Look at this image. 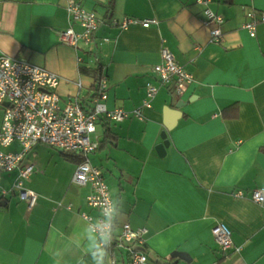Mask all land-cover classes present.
Here are the masks:
<instances>
[{
	"label": "crops",
	"instance_id": "0c3cea01",
	"mask_svg": "<svg viewBox=\"0 0 264 264\" xmlns=\"http://www.w3.org/2000/svg\"><path fill=\"white\" fill-rule=\"evenodd\" d=\"M108 1L79 0L99 18L87 51L59 41L71 25L67 0H0V55L56 73L58 93L85 103L96 82L80 67L101 65L106 106L141 109L140 118L99 121L89 159L104 168L117 225L146 230L150 264H264V203L250 198L264 186V23L255 36L242 28L246 10H264V0H212L224 18L220 43L196 0ZM125 17L157 23L113 25ZM163 47L193 76L180 98L152 70ZM147 83L159 87L150 107L142 105ZM65 153L39 144L25 158L35 167L23 183L36 194L31 205L13 188L17 170L0 172V264H92L81 216L96 214L90 186L72 183L81 156ZM219 222L232 230L227 254L211 232ZM115 264H129L125 251Z\"/></svg>",
	"mask_w": 264,
	"mask_h": 264
},
{
	"label": "built area",
	"instance_id": "2783aa9c",
	"mask_svg": "<svg viewBox=\"0 0 264 264\" xmlns=\"http://www.w3.org/2000/svg\"><path fill=\"white\" fill-rule=\"evenodd\" d=\"M211 1L196 0L204 6L203 23L209 26L212 41L220 43L224 18L209 7ZM66 8L71 25L58 31L59 41L75 49L90 50L94 33L99 27L97 14L86 9L79 0H67ZM245 18L242 28L250 36H255L257 26L264 23V10L249 8ZM73 23L80 25V32L74 30ZM112 23L126 29L132 23L149 27L157 20L125 17L121 21L114 19ZM161 55L162 61L155 64L152 70L160 85L180 98L192 83L193 76L177 63L167 47L162 48ZM59 84V76L46 68L16 57L0 55V172L17 170L19 176L13 188L19 190V195L25 194L31 205L36 200V194L24 190L23 183L35 171L33 164L25 163L33 148L41 144L61 152L78 154L82 159L75 168L72 183L90 186L86 202L96 212H83L81 216L97 236L104 231L106 224L111 226L112 241L107 246L111 264L116 263L120 250L126 252L129 264H150L145 251L134 249L135 246H145L146 230L133 228L127 222L117 225L116 206L105 182L104 168L89 159V155L99 146V142L91 138L99 121L121 122L131 116L140 118L141 109L127 111L108 108L105 103L108 82L105 78L88 93L86 103L79 96L64 99L58 93ZM78 85L81 87L80 82ZM145 87L142 105L150 107L159 87L152 83H147ZM238 195L242 196V193L238 192ZM250 198L258 204L264 203V186L253 189ZM211 232L223 252L227 254L233 249L232 230L227 225L219 222Z\"/></svg>",
	"mask_w": 264,
	"mask_h": 264
},
{
	"label": "clouds",
	"instance_id": "9594fccd",
	"mask_svg": "<svg viewBox=\"0 0 264 264\" xmlns=\"http://www.w3.org/2000/svg\"><path fill=\"white\" fill-rule=\"evenodd\" d=\"M88 244L85 251L90 255L92 264H108L107 246L112 241V230L109 224L98 236L92 227L85 228Z\"/></svg>",
	"mask_w": 264,
	"mask_h": 264
},
{
	"label": "trees",
	"instance_id": "16d2710c",
	"mask_svg": "<svg viewBox=\"0 0 264 264\" xmlns=\"http://www.w3.org/2000/svg\"><path fill=\"white\" fill-rule=\"evenodd\" d=\"M108 3H109V6H112L113 0H109ZM80 72L82 74H86V75L92 76L94 78L96 84L94 85L93 88H96V86L98 85V83L100 82V80L102 79V76H103V70H102V66L101 65L96 66L94 68L81 66L80 67ZM260 150L264 151V146L261 147ZM61 153L63 155H66L67 157H69V154H66L65 152H61ZM72 157L73 156H70V158H72ZM81 159L82 158L78 159V163L81 161Z\"/></svg>",
	"mask_w": 264,
	"mask_h": 264
},
{
	"label": "water",
	"instance_id": "95a60500",
	"mask_svg": "<svg viewBox=\"0 0 264 264\" xmlns=\"http://www.w3.org/2000/svg\"><path fill=\"white\" fill-rule=\"evenodd\" d=\"M182 105H183V102H179V103L177 104V107H180V106H182ZM161 136H162L163 138H165V134H164V133H162ZM164 144L167 146V145H168V142L165 141ZM134 249H141V250H143V247L135 246ZM184 255H185V254H179V256H184ZM152 259H153V258H152ZM160 263H162V262H160Z\"/></svg>",
	"mask_w": 264,
	"mask_h": 264
},
{
	"label": "rangeland",
	"instance_id": "374dc122",
	"mask_svg": "<svg viewBox=\"0 0 264 264\" xmlns=\"http://www.w3.org/2000/svg\"><path fill=\"white\" fill-rule=\"evenodd\" d=\"M81 52H83V51H81Z\"/></svg>",
	"mask_w": 264,
	"mask_h": 264
}]
</instances>
